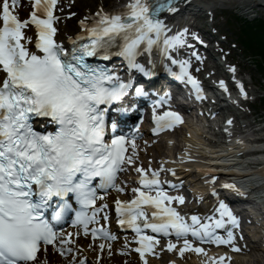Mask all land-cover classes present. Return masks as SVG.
I'll list each match as a JSON object with an SVG mask.
<instances>
[{"label":"snow or ice","instance_id":"1","mask_svg":"<svg viewBox=\"0 0 264 264\" xmlns=\"http://www.w3.org/2000/svg\"><path fill=\"white\" fill-rule=\"evenodd\" d=\"M22 2L0 0V264H50V252L62 264H89L84 250L95 253L96 264L105 255L132 252L149 264L150 255L165 251L207 256L204 244L233 252L247 248L239 243L240 218L214 186L217 174L199 169L213 185L210 208L185 211L184 180L176 178L175 166L168 167L177 161L153 167L150 158L145 167L136 144L140 124L127 133L121 126L134 98L155 91L150 78L157 68L190 86L196 100L208 99L193 74L201 71L193 68V57L200 63L205 58L188 37L205 42L187 27L173 31L162 15L177 13L180 0H126L109 11L100 3L78 18L79 30L67 35V43L57 36L60 0H30L32 10L23 19L17 11ZM74 16L68 12L65 19ZM230 70L235 73V66ZM218 83L228 91L225 81ZM237 87L247 98L243 83ZM155 95L152 134L182 125L185 118L173 109L171 93ZM233 123L229 117L222 129L229 139ZM193 160L185 148L179 163ZM127 171L137 173L138 186L118 183ZM162 174L174 179L162 180ZM220 188L244 194L234 182ZM113 191L117 195L109 199ZM129 191L127 200L119 195ZM69 222L74 231L65 230ZM119 232L124 239L117 247ZM226 257L231 260L225 252L205 264H225Z\"/></svg>","mask_w":264,"mask_h":264},{"label":"bare ground","instance_id":"2","mask_svg":"<svg viewBox=\"0 0 264 264\" xmlns=\"http://www.w3.org/2000/svg\"><path fill=\"white\" fill-rule=\"evenodd\" d=\"M111 1L112 0H75V2L73 3V5L71 7L67 6L69 9H71L70 12H75L76 13V16L69 18V21L72 23V25L68 27V22L66 21V19H64V16L62 15V18L58 22L59 24H57L58 28L60 29V31L57 33L58 38L63 39L66 42L67 41L66 40L67 35H70L73 32L79 30V25L77 23V20H78L79 17H82V16L86 15L89 9L95 11V9L97 8V6L100 3H103L105 5V7H106L107 3L111 2ZM114 1H119V0H114ZM190 1H198V0H190ZM204 1L210 3L211 1H215V0H204ZM224 1L229 2L231 4L237 3V0H224ZM249 4H251L252 6H257V7H261V8L264 9V0H249L248 5ZM246 6H244V7L247 8ZM169 21H170L169 27L172 28L173 31L179 30V25H176V22L179 23V20L175 21L174 18H170ZM219 49L224 53V51H223V49L221 47ZM206 61H210V59H206ZM206 66H207L206 68H209L211 72L217 71V64H213L211 62V63L207 64ZM227 72H229V69L227 70V69L223 68V73H222L223 75L222 76H225L227 74ZM237 72H239V74H241L240 71H237ZM232 74L235 77L238 76V74H236V72L235 73L232 72ZM228 76L229 75H227L226 77H228ZM165 80H166V83H168L167 82V80H168L167 77H165ZM172 82H174V81H172ZM225 82H226L227 86H229V81L227 80V78H225ZM168 85H169V83H168ZM173 86H174L173 83H171V85H169L170 89H172ZM243 86H244V84H243ZM233 88H237V84L236 83H235V86ZM238 101H239V104H243L245 106L248 105V102H249V101L244 100L243 98H240V97L238 98ZM189 111L193 112V109L191 108ZM240 117L246 118L245 115L240 116ZM188 120L189 121L187 122V126L186 127L188 128L187 131H190L189 132L190 134L188 136H186L185 132H182L179 135V138H180L179 142H181L183 144H184V142L190 143L191 150L199 151V149H194V147L199 148V146H200V143L197 142V139L187 138V137L193 136V134H194L193 131L195 130V123L192 122L191 117H189ZM234 125H235V120H234L233 126ZM262 131L264 132V129ZM255 135L257 136L256 133H255ZM241 137L245 138V135L244 134H242V135H234V134H232L231 139H229V152L236 153V155H237V151L235 149H232V147H234V145L236 143H238L237 142L238 140H242ZM257 138H259V137L257 136L253 140L256 141ZM261 139L264 141V138H261ZM170 141H172V138L168 137L166 142L165 141L162 142V146H161V147L167 149V154L169 152H171V149L173 147L171 144L168 143ZM258 141H260V140L258 139ZM263 141H262V145L251 144V143H248V142L244 141V143L241 144L242 145L241 149H245L244 145L249 144L248 146L251 149L257 150L256 147H260V146L264 147V142ZM201 151H202V149H201ZM214 151H217V150H214ZM259 151H262V150H259ZM191 153L195 157V160L190 161V162H186V164H188L189 166H192L195 163H199L198 162V158L202 159L204 157V155H202V153H201L200 157H198L196 155L195 151H192ZM165 157H168V156H165ZM259 158H260V161L262 162V166H263L261 170L250 169V170L246 171V172L250 173L249 175L246 176L247 173L244 172L243 170L249 169L250 166H248V164L246 162L240 161V165H241L243 170H241L239 173L233 172L232 176H234L235 178H231L230 182H234L237 186L241 185L242 184V177H243V175H245L246 177H245L244 186H246L248 182H249L248 183L249 185L255 184L256 187L261 188L263 190V194H264V154L260 153L259 154ZM252 162L255 163V161H252ZM195 168L196 169L193 170V174L196 175V177H197V183L194 184V186L192 187L193 190H195V191L193 193L189 194V195H193L192 196V202L190 204L186 205V206L189 208L188 210H199L200 212H202V209H200V208L196 209L195 207H197V206H194V205H195V202H197L199 200V196L200 195L204 196L203 192H206V190L201 186V183L202 182L204 183V176L205 175H204L203 172L199 171V169H201V168H199L197 166ZM224 176H230V174H224ZM249 187H252V186H249ZM238 188H241V186H238ZM250 245L253 246V247L249 246V247L245 248L243 251L244 252L249 251V252H252L253 254H256L257 253L256 249H258V248H260V246H262V244H257V243L256 244L251 243ZM221 247H223V245ZM221 250L222 249H218L216 251L209 250L211 252H207V256H205L204 254H197L195 252H191V253L186 252L184 257H180V259H181L180 264H205V260H207L208 257H210V255H214V254L216 256L222 255L221 254ZM225 252L229 253V248H227V246H224V253ZM164 254L165 253H163L162 255H164ZM168 254L170 255V257H171V255H174L172 253H168ZM162 255H160V256H162ZM230 256L232 258H235L238 262H241V254H240V252L231 253ZM156 259H157V256H153L152 260H150L149 263L150 264H158V260H156ZM227 259L228 258L226 257L225 260H227ZM258 261H261V260L258 259ZM108 263H109V258L108 257L106 258V256H104L102 264H108ZM138 263H139L138 260L135 259L134 263H132V264H138ZM127 264H128V262H127ZM225 264H229V262L228 263L225 262ZM247 264H249V263H247Z\"/></svg>","mask_w":264,"mask_h":264},{"label":"rangeland","instance_id":"3","mask_svg":"<svg viewBox=\"0 0 264 264\" xmlns=\"http://www.w3.org/2000/svg\"><path fill=\"white\" fill-rule=\"evenodd\" d=\"M244 1V4H248L249 0H242ZM238 2V1H237ZM241 2V1H240ZM238 3H235L233 4L236 5ZM251 4L247 5L246 7L248 8H251L250 7ZM221 8H226L225 11H218V15H220L221 17L215 22L216 23V26L219 27V30L221 32H223L225 35H226V38L223 40V42L221 43H218V47L217 48H220L221 46L223 47V51L224 53L221 51V54L222 55H227V58L229 59L228 62H232V64H234L235 66V70H239L241 72V77L244 79V83L249 87H251V92H253V94H255L253 96V94L251 96L252 99H251V104L250 102H248V110L247 112H249L251 115L253 113H255L254 109L256 110V112H258V109L262 110V112H264V97H261L259 98V96L264 92V56L261 55V49L264 48L262 46V43L259 44V46L257 47H254L252 50L250 49V52L248 51H245L247 54L251 55L253 57V59H255V61L257 62V67L254 68L252 67L250 64H248L245 60V62L242 63L241 61V53L240 51L236 50L235 48H232V51L233 53L230 52L229 54V42L230 41H234V34L233 32L229 29V24L234 21V17L235 18H238L237 16H239L243 11L238 10L236 11L237 13L234 14V12L231 10L229 11V7H231V4L229 5L228 4H221L220 5ZM255 9V8H254ZM251 10V9H250ZM226 16L227 18V22H226V19L224 18V16ZM255 15H259V16H263L264 17V9L261 8V7H257V10L256 11H251L250 13H247V14H244L243 16H246V17H249V18H252L254 17ZM233 16V17H232ZM261 19L264 20V18L261 17ZM255 21V20H254ZM264 22V21H263ZM255 37H251L250 38V42L254 43L255 42ZM227 43V44H225ZM264 44V43H263ZM264 52V49L262 50ZM251 53V54H250ZM220 54V56H218L217 58L219 59H222V55ZM258 94V96H257ZM256 96V97H255ZM253 103V104H252ZM247 114V113H246ZM247 117L244 118H239V121L242 122V123H248L252 120V117L249 116V115H246ZM256 244V243H255ZM257 244H260V243H257ZM261 251H260V250ZM257 250V253L256 254H253L251 253L248 257V260L245 258L244 259V262H233L232 264H264V246L262 244V246H260V248L256 249ZM258 259H260L261 261H258Z\"/></svg>","mask_w":264,"mask_h":264},{"label":"trees","instance_id":"4","mask_svg":"<svg viewBox=\"0 0 264 264\" xmlns=\"http://www.w3.org/2000/svg\"><path fill=\"white\" fill-rule=\"evenodd\" d=\"M245 35L246 40L244 38H241L242 42L245 44L247 49H253L254 47L259 46L260 43H262V46L264 45V22L262 20L256 19L253 21V24H250L249 22L245 23ZM255 37V42H250V38ZM247 41V42H246ZM264 47V46H263ZM264 48L261 49V55L264 56V52L262 51Z\"/></svg>","mask_w":264,"mask_h":264}]
</instances>
